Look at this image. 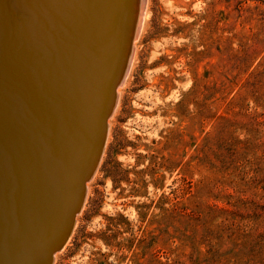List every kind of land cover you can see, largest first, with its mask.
Instances as JSON below:
<instances>
[{
    "label": "rangeland",
    "instance_id": "1",
    "mask_svg": "<svg viewBox=\"0 0 264 264\" xmlns=\"http://www.w3.org/2000/svg\"><path fill=\"white\" fill-rule=\"evenodd\" d=\"M143 3L51 262L264 264V0Z\"/></svg>",
    "mask_w": 264,
    "mask_h": 264
},
{
    "label": "bare ground",
    "instance_id": "2",
    "mask_svg": "<svg viewBox=\"0 0 264 264\" xmlns=\"http://www.w3.org/2000/svg\"><path fill=\"white\" fill-rule=\"evenodd\" d=\"M130 2L0 0V264H43L71 235L124 70L114 84L133 21Z\"/></svg>",
    "mask_w": 264,
    "mask_h": 264
},
{
    "label": "water",
    "instance_id": "3",
    "mask_svg": "<svg viewBox=\"0 0 264 264\" xmlns=\"http://www.w3.org/2000/svg\"><path fill=\"white\" fill-rule=\"evenodd\" d=\"M131 10L133 9V12H132V14H130L131 15V17H133V21H132V23L130 24V26L128 27V30H127V32H126V46H125V53H124V56H123V58H122V61H121V63H120V66H119V69H118V71H117V73L115 74V75H113V77H114V80H113V77H112V74L113 73H111V75H110V78L108 77H106L107 78V80H106V78L104 79V82H106V84H107V82H111L112 80L114 81L113 83L115 84V82H116V84H117V82H118V80H119V78L121 79V76H122V74H120V72H121V69L123 70V68L122 67H124V65H125V62H126V59H127V61H128V59H129V57H131V53H132V47H133V40H134V38H135V36H136V33H137V29H138V26H139V22H138V19L136 20V17L134 18V15L136 16L137 14H138V11L140 10V7H139V4H140V1L138 2V0H135V2H134V0H131ZM135 13V14H134ZM134 19H135V22H134ZM133 23H134V25H133ZM128 25H129V23H128ZM109 71V70H108ZM107 74L109 75V73L107 72ZM119 74H120V77H119ZM107 75V76H108ZM119 77V78H118ZM122 78H123V76H122ZM106 80V81H105ZM104 82H103V85H101L100 86V89H99V91L97 92V98H96V105H95V107H94V113H93V116H92V121H91V127H90V132L92 131V133L94 132L95 133V130H96V127H95V125H97L98 124V122H99V113H100V109H99V106H100V100H101V95H102V92H103V88H104ZM111 85V84H110ZM110 85H108V86H110ZM106 89H108V87L106 86ZM113 92V93H112ZM112 100H111V106H112V102H113V99H114V95H115V89L114 90H112ZM103 106L104 105H102V108H103ZM111 106H107V110H109V112L111 111ZM101 108V110H102V114H103V112L105 111V109H102ZM110 108V109H109ZM107 118V117H106ZM96 123V124H95ZM94 124V125H93ZM95 128V129H94ZM106 128H107V124H106V119L105 120H103V131H102V135H101V142H100V148H102V144H103V140H104V138H105V135H106V132H105V130H106ZM93 129V130H92ZM94 133L92 134V135H94ZM96 164H97V161L96 162H94V164L92 165V167H91V169H90V171H89V173H88V175H87V177H86V180L88 179V178H90L91 177V174L93 173V170H94V168H95V166H96ZM79 169V168H78ZM76 172H77V166H76ZM81 194H80V196H78V198H77V200H76V208H77V210H79V208H80V206H81V203H82V199H81V196L83 195V193H84V185L82 184V189H81ZM72 210H73V208H72ZM72 210L70 211V214L72 215ZM71 215H70V218H71ZM73 216V215H72ZM72 219V218H71ZM71 221V220H70ZM69 234V233H68ZM67 234L65 235V233L62 235V237L59 239V241H58V243H57V248L55 249V250H60L61 248H62V246L64 245V243L66 242V240H67ZM43 264H52L51 263V260L49 259V255L48 256H46V258L44 259V261H43Z\"/></svg>",
    "mask_w": 264,
    "mask_h": 264
},
{
    "label": "trees",
    "instance_id": "4",
    "mask_svg": "<svg viewBox=\"0 0 264 264\" xmlns=\"http://www.w3.org/2000/svg\"><path fill=\"white\" fill-rule=\"evenodd\" d=\"M257 70V69H256Z\"/></svg>",
    "mask_w": 264,
    "mask_h": 264
}]
</instances>
